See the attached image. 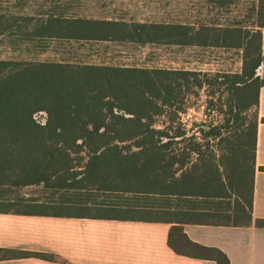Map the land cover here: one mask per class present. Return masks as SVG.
Returning <instances> with one entry per match:
<instances>
[{"label":"trees","instance_id":"16d2710c","mask_svg":"<svg viewBox=\"0 0 264 264\" xmlns=\"http://www.w3.org/2000/svg\"><path fill=\"white\" fill-rule=\"evenodd\" d=\"M256 17L251 27L198 29L44 21L32 36L237 49L242 51V68L212 74L0 59V189L9 194L41 187L46 192L43 199L21 197L17 201L23 208L17 210L3 209L0 196V213L131 220L155 210L178 223L250 225L259 94L264 87V77L257 73L264 64V0H259ZM10 29L0 14V36ZM205 86L210 90L209 110L223 118L219 125H200L198 137L184 130L181 115L188 110L187 99ZM39 113L45 114L44 122L37 119ZM160 118L162 128L156 127ZM90 194H115L121 201L85 198ZM128 195L162 203L136 205ZM74 207L100 212H73ZM108 209L115 214H102ZM129 212L141 215L127 216ZM257 225L264 227V220ZM182 244L200 252L188 256L230 264L219 249L187 238ZM26 257L70 264L56 255L0 249V260Z\"/></svg>","mask_w":264,"mask_h":264},{"label":"crops","instance_id":"0c3cea01","mask_svg":"<svg viewBox=\"0 0 264 264\" xmlns=\"http://www.w3.org/2000/svg\"><path fill=\"white\" fill-rule=\"evenodd\" d=\"M165 1L67 0L66 14L50 15L48 18L67 21L189 25L196 29L199 28L195 24L169 23L178 21L179 17H177V12L173 13L175 17H169L168 7L171 5ZM262 36L264 56V28ZM156 45L177 46L193 51L195 57L192 61H183L182 66L184 67L179 68L185 71L222 73L220 71L221 62L215 61L213 51L234 50L214 46ZM102 64L110 66L106 63ZM238 66H240L238 71L240 72L242 56ZM258 115L253 222L250 225L178 223L165 214L156 216L162 219L156 218L154 214L132 218L134 220H116L0 213V249L56 255L70 264H216L214 260L188 256V253L200 252L183 246L182 241L187 238L194 244L219 249L228 257L230 264H264V227L257 225V221L264 220V122H262L264 119V87L260 89ZM173 247L185 254H178ZM0 264L61 263L37 257H26L1 259Z\"/></svg>","mask_w":264,"mask_h":264},{"label":"rangeland","instance_id":"374dc122","mask_svg":"<svg viewBox=\"0 0 264 264\" xmlns=\"http://www.w3.org/2000/svg\"><path fill=\"white\" fill-rule=\"evenodd\" d=\"M165 2L171 5L168 7L169 17H175L173 15L175 12L178 13L177 17H179L178 21H170L169 23L195 24L197 27H226L234 25L251 27L257 21L256 10L259 0H166ZM66 3L67 0H0V14L11 25V29L5 32L3 36H0V59L38 62L64 61L77 65H104L102 63H106L110 66L122 68L179 70L180 67H184L182 65L185 60L192 61L195 57L193 51L177 46H158L151 43L141 44L130 41L60 40L32 36L50 15L66 14ZM213 54L215 61L221 62L220 71L222 73L239 71L238 62L242 56L241 50L234 49L226 52L220 49L214 50ZM258 71L257 73L260 74V77H264V64ZM211 73L215 74L218 72ZM222 89L224 92L223 101L226 102L228 99L226 86ZM209 99L211 98L208 86H205L198 96L187 99L186 106L188 110L181 115V122L184 130L189 132V134L196 133L200 137V130L198 129L200 125H219L221 123L223 117L217 111L209 110ZM37 119L44 122L45 114L39 113ZM156 127H163V118L158 120ZM45 194L46 192L41 187L13 190L9 194L3 193L0 189V196L3 198V202H1L3 206L1 207L11 210L22 209L23 205L17 201L21 197L43 199L46 196ZM90 195H86L85 198H94L96 201L106 200L107 204L121 201L118 198L119 195L115 194L106 195L108 197L104 194H96V197L94 196L95 194ZM125 197H131L132 199L129 201L136 205L149 204L150 206H158L162 203L161 200L152 197H148L146 200L142 197L136 199L137 197L132 195ZM64 208V210L70 209L68 207ZM72 209L73 212L81 210L89 214L100 212L96 208L74 207ZM108 210L110 211L111 209ZM108 210L103 211L102 214H115L111 211L108 212ZM128 214L127 216L141 215L132 212ZM154 214H156V217L160 213L154 210L148 214L143 213L141 217Z\"/></svg>","mask_w":264,"mask_h":264}]
</instances>
